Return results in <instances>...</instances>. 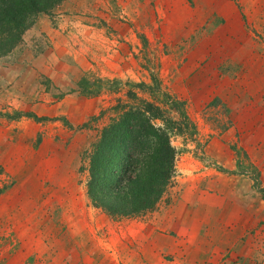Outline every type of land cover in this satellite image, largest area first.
<instances>
[{
	"label": "rangeland",
	"instance_id": "1",
	"mask_svg": "<svg viewBox=\"0 0 264 264\" xmlns=\"http://www.w3.org/2000/svg\"><path fill=\"white\" fill-rule=\"evenodd\" d=\"M156 68L196 134L170 136L154 210L111 218L86 155ZM106 80L118 91L97 94ZM233 147L264 188V0H62L0 56V264H264V200Z\"/></svg>",
	"mask_w": 264,
	"mask_h": 264
},
{
	"label": "trees",
	"instance_id": "2",
	"mask_svg": "<svg viewBox=\"0 0 264 264\" xmlns=\"http://www.w3.org/2000/svg\"><path fill=\"white\" fill-rule=\"evenodd\" d=\"M61 1L0 0V56L20 42L36 15L49 13ZM141 41L144 46L145 40ZM148 79V83L123 84L126 101L116 99L111 107L114 116L100 129L86 155V196L94 208L111 218L143 217L154 210L174 183L176 151L170 136L196 134L184 102L162 88L157 68L148 70ZM120 85L106 80L96 93L101 88L115 93ZM231 149L237 172L251 177L264 200L258 165L243 149Z\"/></svg>",
	"mask_w": 264,
	"mask_h": 264
},
{
	"label": "crops",
	"instance_id": "3",
	"mask_svg": "<svg viewBox=\"0 0 264 264\" xmlns=\"http://www.w3.org/2000/svg\"><path fill=\"white\" fill-rule=\"evenodd\" d=\"M92 33H94V32H92ZM94 34H95V33H94ZM94 34H92V35H94ZM150 242L153 243V242H154V239L151 240ZM253 264H257V263L253 262Z\"/></svg>",
	"mask_w": 264,
	"mask_h": 264
}]
</instances>
